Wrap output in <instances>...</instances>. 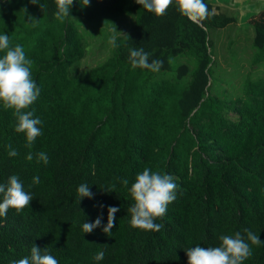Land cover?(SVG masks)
<instances>
[{"label":"trees","instance_id":"1","mask_svg":"<svg viewBox=\"0 0 264 264\" xmlns=\"http://www.w3.org/2000/svg\"><path fill=\"white\" fill-rule=\"evenodd\" d=\"M39 3L43 10L30 0H0V34L32 61L40 95L28 110L42 121L29 149L0 105V184L17 175L33 197L20 214L0 217V264L30 257L34 243L59 264H188L187 249L218 246L220 235L236 232L252 249L243 264H264V243L252 245L245 231L264 242V79L248 80L235 100L216 95L212 82L210 31L237 18L215 13L193 22L174 5L158 18L135 0H90L87 7L74 0L73 18L61 23L54 0ZM79 17L89 22L77 24ZM249 25L254 48L264 51V11ZM89 28L102 39L115 35L117 47L81 71ZM138 48L149 63L164 61L159 72L132 69L130 50ZM176 57L184 61L176 65ZM40 152L47 164L38 162ZM145 168L177 185L176 199L155 221L159 232L130 225V188ZM85 183L93 198L80 202ZM109 207L120 210L105 234ZM100 216L101 227L85 234L83 223ZM99 251L104 259L96 261Z\"/></svg>","mask_w":264,"mask_h":264},{"label":"clouds","instance_id":"2","mask_svg":"<svg viewBox=\"0 0 264 264\" xmlns=\"http://www.w3.org/2000/svg\"><path fill=\"white\" fill-rule=\"evenodd\" d=\"M54 2L56 6L54 18L57 21L63 23L67 17H72L71 8L74 0H54ZM80 2L83 7H87L90 0H80ZM30 3L39 5L43 10L44 6L39 3V0H30ZM135 3L158 18L166 15L167 10L173 5L182 16L193 22H199L209 15L215 14V9L209 11L204 0H135ZM24 11H27V9ZM29 19L39 22L32 17H29ZM108 43L114 48L117 47L116 36L113 35ZM0 53H4L0 57V105L4 110L12 112L17 120L15 131L25 134V147L30 149L36 139L42 135L39 127L42 121L39 118H33V111L28 110L40 95V88L32 78V61L27 58L21 45L10 46V39L6 33L0 34ZM129 61L132 69H148L152 72H159L164 64L161 59H153L149 63V53L145 52L143 48L131 49ZM169 62L171 61L169 60ZM9 148L8 155L10 157L18 155L15 149H11V146ZM26 159L28 161L33 159L31 152H29ZM37 160L38 162L43 161L45 164L49 162L44 152L38 153ZM39 182V176L33 178V183L38 184ZM122 183L128 186L129 181L124 179ZM176 189L177 185L174 178L168 174L159 171L153 172L149 168H145L141 173H138L130 188V195L134 201L128 209L131 214V227L142 231L159 232L163 225L155 221L166 214L168 205L176 199ZM77 194L81 198L80 202L84 197L93 198V193L86 183L78 187ZM0 196H2L0 217H6L10 209L20 214L26 207L30 206L33 200L32 195L25 191L17 175L10 176L6 184H0ZM119 210L117 207L108 208L107 225L103 227L105 234L111 233L115 226L116 213ZM101 224L102 216L97 217L93 223H83L82 230L85 234H90L96 228L101 227ZM245 231L247 241H250L252 245L259 246L264 243L259 235L250 230ZM218 239V246L201 247L197 245L187 249L188 264H243L252 255L249 243L239 232L234 235L222 234ZM104 255V251H99L94 259L101 261L104 259ZM13 264H59V262L46 249L41 251L34 243L31 247L30 257L26 256L14 261Z\"/></svg>","mask_w":264,"mask_h":264},{"label":"rangeland","instance_id":"3","mask_svg":"<svg viewBox=\"0 0 264 264\" xmlns=\"http://www.w3.org/2000/svg\"><path fill=\"white\" fill-rule=\"evenodd\" d=\"M76 21L77 24L89 22L81 17ZM80 30L83 31V28ZM236 33L238 37L235 40ZM252 36L251 30L244 35V29L235 25L210 31L214 58L212 82L216 95L235 100L243 97V87L248 80L264 79V51L254 48ZM85 40L87 55L82 61L81 71L93 68L109 53V40L102 39L100 33L91 28L86 30ZM179 61H184V58L176 57L174 64L179 65Z\"/></svg>","mask_w":264,"mask_h":264},{"label":"crops","instance_id":"4","mask_svg":"<svg viewBox=\"0 0 264 264\" xmlns=\"http://www.w3.org/2000/svg\"><path fill=\"white\" fill-rule=\"evenodd\" d=\"M207 2L215 9V13L236 17L237 23L233 25L238 29H244V35L250 30L253 35L249 20L264 11V0H207ZM237 37V33L234 34L235 40Z\"/></svg>","mask_w":264,"mask_h":264}]
</instances>
